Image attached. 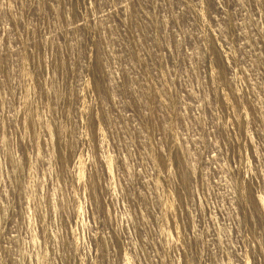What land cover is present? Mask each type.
I'll list each match as a JSON object with an SVG mask.
<instances>
[{
    "label": "rangeland",
    "instance_id": "1",
    "mask_svg": "<svg viewBox=\"0 0 264 264\" xmlns=\"http://www.w3.org/2000/svg\"><path fill=\"white\" fill-rule=\"evenodd\" d=\"M0 264H264V0H0Z\"/></svg>",
    "mask_w": 264,
    "mask_h": 264
}]
</instances>
